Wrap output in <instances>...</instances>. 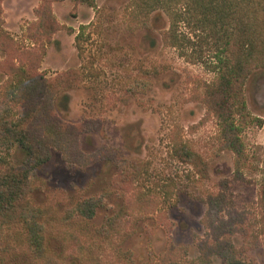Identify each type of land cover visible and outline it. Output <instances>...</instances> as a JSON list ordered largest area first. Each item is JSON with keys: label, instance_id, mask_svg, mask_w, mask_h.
<instances>
[{"label": "rangeland", "instance_id": "374dc122", "mask_svg": "<svg viewBox=\"0 0 264 264\" xmlns=\"http://www.w3.org/2000/svg\"><path fill=\"white\" fill-rule=\"evenodd\" d=\"M41 0H0V68L12 53L5 42L42 53L38 70L52 77L77 68L82 79L56 93L58 116L87 123L78 137L81 152L104 147L142 161L143 171L126 189L112 183L117 170L107 160L84 165L64 160L51 148L32 178L30 200L46 211L44 225L50 264H205L198 241L208 236L203 224L209 194L224 192L242 212L244 233L233 242L248 264H264V207L259 200L264 180V70L254 69L243 86L247 109L257 121L242 138L247 158L236 157L217 139V124L203 101L212 81L214 38L196 36L182 22L181 48L169 45L163 32L169 18L160 8L134 0L53 1L60 28L50 33L36 16ZM50 22V21H49ZM47 36L50 37L48 41ZM43 47V48H41ZM37 62V61H36ZM7 75L0 69V90ZM200 153L207 165L201 176L179 159L172 137ZM178 139V138H177ZM0 156L13 163L26 155L19 146L0 141ZM141 190L143 198H134ZM101 196L92 218L66 214L82 198ZM263 213V216H262ZM117 217V225L106 221ZM171 245V246H169ZM171 248V249H170ZM214 264H222L213 257ZM0 264H48L33 258L20 223L0 230Z\"/></svg>", "mask_w": 264, "mask_h": 264}, {"label": "trees", "instance_id": "16d2710c", "mask_svg": "<svg viewBox=\"0 0 264 264\" xmlns=\"http://www.w3.org/2000/svg\"><path fill=\"white\" fill-rule=\"evenodd\" d=\"M53 1L58 0H41L40 6L35 8L40 23L50 33L60 28L52 14ZM75 1L93 6L96 0ZM134 2L139 6H148L147 14L157 7L167 14L169 27L163 32V37L169 45L178 48L183 46L177 31L179 22L185 24L196 36L206 32L214 38L216 50L211 67L215 76L212 81L205 83L202 99L215 118L217 139L222 147L233 152L236 169L239 170L247 158L242 131L255 121L262 123L247 109L243 86L254 69L264 70V0ZM181 37L185 42H192L185 34ZM47 39L49 41L50 37L47 36ZM1 49L12 55L0 68L8 77L0 90V141L7 146H19L26 157L20 163H13L7 157L0 156V230L20 223L33 258L50 264L44 225L46 211L43 206L32 203L30 193L35 170L48 161L51 148H57L64 160L70 162L84 165L97 160L112 162L117 170L112 183L122 189H126L139 177L143 171L142 161L126 158L106 147L94 153L81 152L78 137L87 128V123L72 124L62 120L53 104L56 93L81 81L82 73L79 69L71 68L46 77L44 72L38 70V60L43 53L40 50L26 49L19 58L16 54L19 52L18 47L12 40L1 45ZM36 55L38 60L31 58ZM172 145L179 159L191 164L201 176L207 175V165L202 155L190 144L174 136ZM135 192L134 198H143L141 190ZM259 200L264 207V180ZM101 203V196L82 198L66 214L89 219L95 215ZM206 204L202 222L209 233L198 241L201 262L214 264L212 259L216 256L222 264H248L240 258L233 242L235 233L245 232L242 212L229 205L222 191L209 194ZM118 222V218L114 217L109 218L106 224L112 227Z\"/></svg>", "mask_w": 264, "mask_h": 264}]
</instances>
